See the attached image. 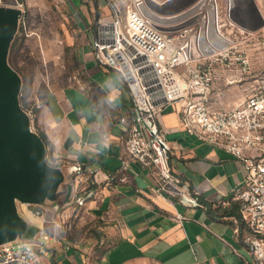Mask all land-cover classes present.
<instances>
[{
    "label": "crops",
    "instance_id": "obj_1",
    "mask_svg": "<svg viewBox=\"0 0 264 264\" xmlns=\"http://www.w3.org/2000/svg\"><path fill=\"white\" fill-rule=\"evenodd\" d=\"M186 1L182 8L194 0ZM246 1L252 6L244 9L245 15L258 19L257 26L264 24V0ZM98 2L97 10L93 4L92 18L87 0L70 3L76 10L81 37L76 48L77 74L66 83L48 87L32 105V127L43 138L49 161L61 164L68 173L77 164L91 171L89 181L81 185V201L77 203L72 180L62 206V222H71L73 213L99 222L100 232L112 244L95 256L94 264H252L244 243L247 229L231 200L233 189L244 179L243 165L223 149L188 132L178 102L166 104L156 118L170 147L173 174L188 183L200 205L187 207L155 193L150 171L135 161L120 169L126 155L130 102L119 75L100 66L93 55L96 17L100 21L111 19L101 17ZM166 3L172 6L180 2L164 0L159 5ZM252 20L244 21L249 26ZM58 209L45 219L50 228L39 235L50 238V260L89 264L86 255L91 254H86V246L60 241V226L55 221ZM177 214L182 218L178 220ZM36 217L43 219L42 215Z\"/></svg>",
    "mask_w": 264,
    "mask_h": 264
},
{
    "label": "built area",
    "instance_id": "obj_2",
    "mask_svg": "<svg viewBox=\"0 0 264 264\" xmlns=\"http://www.w3.org/2000/svg\"><path fill=\"white\" fill-rule=\"evenodd\" d=\"M145 1L130 0L122 17L108 0L111 19L96 17L94 24V58L119 75L129 96L130 124L120 169L135 161L150 171L155 193L187 207L200 205L188 183L173 174L170 147L156 118L166 104L178 102L188 132L242 163L244 179L231 200L247 229L244 243L252 264H264V75L253 78L234 107L214 108L208 102L229 54L238 51L232 36L243 26L234 17L235 1L194 0L167 18L150 12ZM234 59L241 73L250 72L249 55L238 53ZM90 172L79 164L71 166L76 203ZM32 213L41 216L38 209ZM49 242L43 235L38 241L6 244L0 247V264H56L50 260Z\"/></svg>",
    "mask_w": 264,
    "mask_h": 264
},
{
    "label": "rangeland",
    "instance_id": "obj_3",
    "mask_svg": "<svg viewBox=\"0 0 264 264\" xmlns=\"http://www.w3.org/2000/svg\"><path fill=\"white\" fill-rule=\"evenodd\" d=\"M1 1L7 4H10L11 1L22 3L23 15L10 44L8 62L21 77L20 104L25 109H30L33 108L35 98L48 87L66 83L69 78L72 79V75L77 74L78 68L75 65V59L78 51L76 48L81 37L80 31H78L80 27L76 10H72L70 4L73 0ZM129 1L110 0L122 17ZM234 1V17L244 26L236 35L232 36L238 51L229 54L228 60L222 66L218 78L208 93V102L214 108L236 106L244 98L243 90L253 81V78L257 75H264V24L257 26L258 19L252 20L249 15H245L244 9L252 6L250 2L248 3L246 0ZM87 2L89 15L92 18L94 2L93 0H87ZM163 2L164 0H146L145 6L153 14L167 18L182 8L187 1L179 0L180 3L176 5L171 6L166 3L160 6L159 4ZM98 4L101 8V17L111 18L112 13L108 0H99ZM103 4L108 5V9ZM243 19L252 20V25L247 26ZM165 21L171 20L165 19ZM238 53L249 55L251 59L249 73L239 71V66L234 59ZM50 161L57 165L53 160ZM62 206L55 216V221L60 226V241L78 242L82 248L86 246V254H91V256L86 255V260L89 264H94L95 256L112 242L106 239L103 231L100 232L98 221L85 215L83 217L82 213L75 216L73 213V216H70L72 223L68 221V224L65 225L62 222L63 218L60 217L61 211L64 210ZM45 228H50L48 223Z\"/></svg>",
    "mask_w": 264,
    "mask_h": 264
},
{
    "label": "water",
    "instance_id": "obj_4",
    "mask_svg": "<svg viewBox=\"0 0 264 264\" xmlns=\"http://www.w3.org/2000/svg\"><path fill=\"white\" fill-rule=\"evenodd\" d=\"M22 15V6L0 4V247L38 241L45 219L65 203L73 180L61 165L50 163L43 138L20 104L22 81L8 53Z\"/></svg>",
    "mask_w": 264,
    "mask_h": 264
},
{
    "label": "trees",
    "instance_id": "obj_5",
    "mask_svg": "<svg viewBox=\"0 0 264 264\" xmlns=\"http://www.w3.org/2000/svg\"><path fill=\"white\" fill-rule=\"evenodd\" d=\"M27 110H28V112L30 113V115H32L33 114V108H27ZM100 253H101V251H100Z\"/></svg>",
    "mask_w": 264,
    "mask_h": 264
}]
</instances>
